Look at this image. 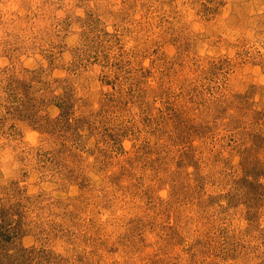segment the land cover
Instances as JSON below:
<instances>
[{
    "label": "rangeland",
    "instance_id": "1",
    "mask_svg": "<svg viewBox=\"0 0 264 264\" xmlns=\"http://www.w3.org/2000/svg\"><path fill=\"white\" fill-rule=\"evenodd\" d=\"M0 224L22 264H264V0H0Z\"/></svg>",
    "mask_w": 264,
    "mask_h": 264
},
{
    "label": "trees",
    "instance_id": "2",
    "mask_svg": "<svg viewBox=\"0 0 264 264\" xmlns=\"http://www.w3.org/2000/svg\"><path fill=\"white\" fill-rule=\"evenodd\" d=\"M62 110L61 116H66V108L65 106L60 107ZM2 210V214H3ZM4 215V214H3ZM6 215V214H5ZM2 227V228H1ZM5 225L0 224V264H6L2 261V259L7 260L11 258L10 264H22L30 258H33L34 249L27 248L24 245L18 246L14 248L13 252L10 253V249L7 248L6 244H10L13 241V237L15 236L14 232L11 231L10 227H6ZM13 243V242H12ZM10 250V251H9ZM8 264V263H7Z\"/></svg>",
    "mask_w": 264,
    "mask_h": 264
}]
</instances>
